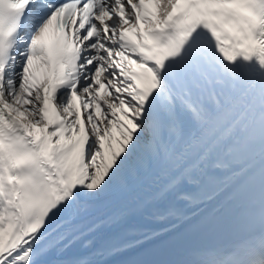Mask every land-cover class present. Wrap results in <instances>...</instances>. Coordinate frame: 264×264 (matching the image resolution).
<instances>
[{
	"label": "snow or ice",
	"instance_id": "6c2138e0",
	"mask_svg": "<svg viewBox=\"0 0 264 264\" xmlns=\"http://www.w3.org/2000/svg\"><path fill=\"white\" fill-rule=\"evenodd\" d=\"M178 202L166 264H264V0H0V264H146Z\"/></svg>",
	"mask_w": 264,
	"mask_h": 264
},
{
	"label": "bare ground",
	"instance_id": "6f19581e",
	"mask_svg": "<svg viewBox=\"0 0 264 264\" xmlns=\"http://www.w3.org/2000/svg\"><path fill=\"white\" fill-rule=\"evenodd\" d=\"M178 207L184 213L181 219L174 217H162L156 218L150 213H135L130 214L124 221L123 238L129 240H140L141 243L136 245L135 249H128V255L121 257V260H128L137 255L140 249H144L146 246L153 243L154 240L161 238L167 233L179 228L186 220L192 219L201 212H209L213 210L214 205L209 202H194L191 204L178 202ZM112 212L111 206L100 207L94 215L91 217L92 220H101ZM153 216V217H152ZM121 229H114L111 227L102 229L101 234L97 236V242L101 235L110 236L120 234ZM149 233L148 238H143L140 233ZM91 239V237H89ZM80 243L78 242L75 246V250H80ZM110 259V258H109Z\"/></svg>",
	"mask_w": 264,
	"mask_h": 264
}]
</instances>
